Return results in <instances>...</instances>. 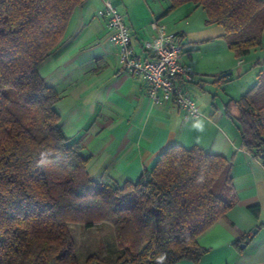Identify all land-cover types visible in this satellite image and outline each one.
<instances>
[{
    "label": "trees",
    "instance_id": "obj_1",
    "mask_svg": "<svg viewBox=\"0 0 264 264\" xmlns=\"http://www.w3.org/2000/svg\"><path fill=\"white\" fill-rule=\"evenodd\" d=\"M84 1L0 0V264H197L208 251L199 235L236 202L231 161L174 144L135 181L98 182L89 174L82 146L61 129L58 92L38 73ZM169 2L164 14L185 3L205 10L237 57L261 45L264 0ZM231 103L242 143L260 156L264 79ZM106 223L112 233L81 262L69 226Z\"/></svg>",
    "mask_w": 264,
    "mask_h": 264
},
{
    "label": "crops",
    "instance_id": "obj_2",
    "mask_svg": "<svg viewBox=\"0 0 264 264\" xmlns=\"http://www.w3.org/2000/svg\"><path fill=\"white\" fill-rule=\"evenodd\" d=\"M110 1L123 13L134 52L142 58L149 56L142 41L153 36L151 22L158 20L178 34L183 45L181 60L197 78L186 87L201 114L185 116L172 100L149 101L146 83L124 71L117 48L108 39L106 17L97 13L103 0H85L74 8L62 45L38 68L44 82L59 94L54 107L61 129L80 143L88 158L87 171L98 182L135 181L174 144L224 155L232 164L236 202L199 235L198 243L208 251L197 264H264V163L241 141L237 108L232 103L227 108L230 99L244 94L231 81L233 71L238 73L250 60L234 56L231 50H202L225 35L221 26L206 22L200 6L185 3L164 14L169 0ZM196 13L197 25L192 29L181 25L183 21L192 25ZM209 26L218 28L216 35L207 30ZM255 61L259 63V58ZM253 204L257 205L255 213L248 208ZM71 227L76 247L84 249L78 251L83 262L99 251L95 242L104 240V227ZM176 264L195 263L180 260Z\"/></svg>",
    "mask_w": 264,
    "mask_h": 264
},
{
    "label": "built area",
    "instance_id": "obj_3",
    "mask_svg": "<svg viewBox=\"0 0 264 264\" xmlns=\"http://www.w3.org/2000/svg\"><path fill=\"white\" fill-rule=\"evenodd\" d=\"M97 13L106 17L108 39L115 44L124 71L139 76L146 83L149 101L159 104L172 100L185 116L198 117L201 113L197 101L186 87L197 79L196 73L181 60L183 45L178 34L154 20L151 22L153 36L142 41L149 56L142 58L134 52L123 13L110 0H103Z\"/></svg>",
    "mask_w": 264,
    "mask_h": 264
},
{
    "label": "rangeland",
    "instance_id": "obj_4",
    "mask_svg": "<svg viewBox=\"0 0 264 264\" xmlns=\"http://www.w3.org/2000/svg\"><path fill=\"white\" fill-rule=\"evenodd\" d=\"M199 17V15H197V13L195 15H193V19H192V25H189L188 22H184L181 25L187 26L189 29H192L193 24L197 25V23L199 22V19L197 20V18ZM195 29V28H194ZM207 30L211 33H214L213 35H216L215 32L216 30H218L217 27H207ZM215 40V41H214ZM231 50L227 43H226V39L224 36H219L216 39H213L212 43H210V45H206L205 48H202V50ZM231 52H233V55L235 56L234 51L231 50ZM249 54V55H248ZM244 55L245 58H248V60L246 63H244L240 68H239V72L237 73L236 70L233 71V75H232V83H234V85L237 86H241L243 89L242 93H245L250 87H252V85H254L258 78L261 77L262 79H264V30L261 33V45L255 48H252L250 50V52ZM223 57V56H221ZM251 58H253V61H251ZM259 58V63L256 62L255 60ZM236 61V59H235ZM76 224H71L70 226H75ZM106 229H103L101 233L106 234V232H108V234L112 233V226L108 223L105 224ZM71 227V228H72ZM74 234L77 235L78 238V244H81L82 242L80 241V237H78L77 231L76 229H73ZM95 230H92V233H94ZM77 241V240H76ZM80 241V242H79ZM94 242V241H93ZM104 241H96L95 244L98 247L97 249H100L101 247H103L104 245ZM78 249V250H77ZM76 251L78 252H84V249L81 247V245L76 248ZM78 252V253H79Z\"/></svg>",
    "mask_w": 264,
    "mask_h": 264
},
{
    "label": "water",
    "instance_id": "obj_5",
    "mask_svg": "<svg viewBox=\"0 0 264 264\" xmlns=\"http://www.w3.org/2000/svg\"><path fill=\"white\" fill-rule=\"evenodd\" d=\"M259 157L264 161V153H261Z\"/></svg>",
    "mask_w": 264,
    "mask_h": 264
}]
</instances>
